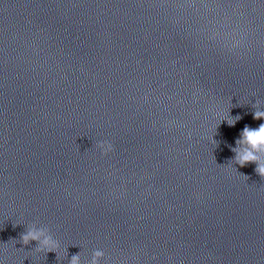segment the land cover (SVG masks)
<instances>
[{
  "label": "clouds",
  "instance_id": "clouds-1",
  "mask_svg": "<svg viewBox=\"0 0 264 264\" xmlns=\"http://www.w3.org/2000/svg\"><path fill=\"white\" fill-rule=\"evenodd\" d=\"M254 108L256 109L253 114L254 118L257 120L264 119V111L259 110L258 104L254 105ZM239 119V116L232 117V119L227 120V123L229 125H234ZM236 145L237 146L232 149L235 153V163L241 167L249 163H254L256 165L255 172L261 177H264V123H261L256 129L246 126L240 139L236 141ZM96 147L103 155H107L113 150V145L108 141L98 142ZM32 241L37 243L36 251L56 253L59 248V242L54 239L47 228H38L33 225L21 233L20 243L28 245ZM104 255L105 253L102 250H94L90 264H100ZM69 264H80L79 253L71 257Z\"/></svg>",
  "mask_w": 264,
  "mask_h": 264
}]
</instances>
